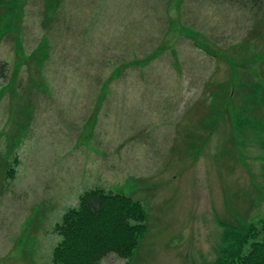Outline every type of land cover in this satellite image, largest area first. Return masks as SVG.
Instances as JSON below:
<instances>
[{"label":"rangeland","instance_id":"rangeland-1","mask_svg":"<svg viewBox=\"0 0 264 264\" xmlns=\"http://www.w3.org/2000/svg\"><path fill=\"white\" fill-rule=\"evenodd\" d=\"M183 1L0 0V264H55L96 187L148 212L132 264H214L264 221V5Z\"/></svg>","mask_w":264,"mask_h":264},{"label":"trees","instance_id":"trees-1","mask_svg":"<svg viewBox=\"0 0 264 264\" xmlns=\"http://www.w3.org/2000/svg\"><path fill=\"white\" fill-rule=\"evenodd\" d=\"M245 3H251L260 11L264 0H247ZM161 47L146 58H155ZM133 64L134 61L125 67ZM1 65L4 77L6 64ZM148 217L142 203L131 196L100 187L89 189L81 195L78 205L66 211L57 224L60 240L54 248L53 261L55 264H100L106 256L115 253L125 258L126 264H132L136 250L149 230ZM224 239L214 264H264V221L252 224L246 230L230 228Z\"/></svg>","mask_w":264,"mask_h":264}]
</instances>
